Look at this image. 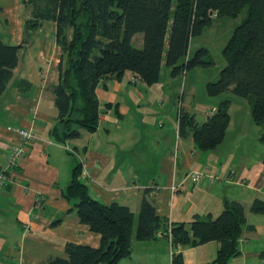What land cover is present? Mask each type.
Masks as SVG:
<instances>
[{"label":"crops","instance_id":"obj_1","mask_svg":"<svg viewBox=\"0 0 264 264\" xmlns=\"http://www.w3.org/2000/svg\"><path fill=\"white\" fill-rule=\"evenodd\" d=\"M24 2L0 0V38L6 43L20 44L25 39L30 9ZM60 56L55 24L44 21L30 32L15 79L0 96V166L6 165L8 146L15 140L6 126L29 128L37 135L15 180L0 191V264H42L64 256L67 242L99 245L100 235L79 221L71 201L64 197L73 163L66 147L80 154V180L90 197L104 204L127 205L135 215L142 198L158 215L184 223L217 217L224 199L240 202L252 227L242 230L240 254L224 264H264V214L249 212L255 198L264 200V165L259 159L238 161L232 152L220 150L230 129L238 125L232 112L240 102L225 98L230 105L223 140L213 150H200L189 129L180 134L179 116L187 113L197 123L204 122L223 100L212 97L222 94L210 96L205 91L198 97L196 87L190 86L178 95L179 75H171L170 68V75L160 71L152 85L126 70L120 77L98 83L96 129L80 130L79 136L60 144L50 135L57 120L52 89L58 83ZM20 80L30 86L20 89ZM195 171H205L212 179L193 183L190 174ZM132 243L131 254L117 264H173L174 249L162 237ZM218 248V242L210 241L178 247L176 252L181 253L182 264H212Z\"/></svg>","mask_w":264,"mask_h":264},{"label":"trees","instance_id":"obj_2","mask_svg":"<svg viewBox=\"0 0 264 264\" xmlns=\"http://www.w3.org/2000/svg\"><path fill=\"white\" fill-rule=\"evenodd\" d=\"M24 4L30 9V17L24 22L25 39L9 44L0 38V96L15 79L20 51L30 32L44 21L54 22L61 56L58 83L52 89L57 109L56 124L50 132L53 141L64 144L79 136L80 130L96 129L99 103L95 89L107 77H120L129 70L152 85L159 80L162 64L173 76L211 65L203 47L185 60L191 37L199 35L213 15L236 17L246 6L245 19L234 28L221 51L225 65L216 81L206 83V92L216 96L231 91L248 98L254 123L264 126V0H25ZM136 34H142L141 48L131 43ZM17 86L27 89L30 84L20 80ZM229 105L230 100L223 99L202 123L182 113L180 134L189 129L198 149H215L229 123ZM72 161L64 197L71 201L79 221L100 235L99 245L67 242L64 256L42 264H117L131 254L133 239H153L158 233L174 249L173 264L183 263L181 253L176 252L178 247L210 241L219 243L212 264H224L240 254L242 230L252 227L247 225L240 202L224 199L217 217H196L184 223L158 215L142 198L135 215L127 205L104 204L90 197L87 185L80 180L81 164ZM249 211L264 214V200L255 198Z\"/></svg>","mask_w":264,"mask_h":264},{"label":"rangeland","instance_id":"obj_3","mask_svg":"<svg viewBox=\"0 0 264 264\" xmlns=\"http://www.w3.org/2000/svg\"><path fill=\"white\" fill-rule=\"evenodd\" d=\"M247 13L248 7L246 6L236 17H217L213 15L211 22L203 28L202 32L199 35L191 37L188 46V56L192 57L197 49L203 47L208 50V56L205 59L212 63L206 67H195L187 70L184 79L182 74L177 76L178 95L183 90V87L185 93H187L190 86L196 87V95L198 97L206 94V83L216 81L219 71L225 65L221 55L222 49L226 45L234 28L245 19ZM131 43L134 47L141 48L142 34H136ZM161 71L162 74L170 75L169 68L165 64H163ZM226 97L233 99V104L240 103L239 105H233L232 112L233 119L238 120V125L230 129L222 147H220L221 152H225L226 154L229 151L232 152L233 157L237 158L238 161L240 158L251 159V161L259 159V163H261L264 158V141L262 140L264 126L251 123V105L248 98L234 95L231 91H226L220 96L212 97V100L225 99ZM238 109L241 110L239 111ZM71 153L73 156L71 158L79 162L80 154L74 150Z\"/></svg>","mask_w":264,"mask_h":264},{"label":"built area","instance_id":"obj_4","mask_svg":"<svg viewBox=\"0 0 264 264\" xmlns=\"http://www.w3.org/2000/svg\"><path fill=\"white\" fill-rule=\"evenodd\" d=\"M6 130L14 134L15 140L8 146L6 165L0 166V191L15 180L14 177L19 173L27 156L29 145L37 139L35 132L29 128L8 125ZM66 149L72 152L70 148L66 147ZM190 178L193 183H196L206 178L212 179V176L205 171H195L190 174ZM158 236L161 234L158 233Z\"/></svg>","mask_w":264,"mask_h":264}]
</instances>
